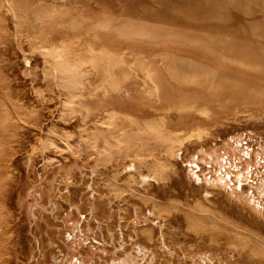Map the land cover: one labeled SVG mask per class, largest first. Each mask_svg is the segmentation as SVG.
<instances>
[{
	"label": "rangeland",
	"instance_id": "obj_1",
	"mask_svg": "<svg viewBox=\"0 0 264 264\" xmlns=\"http://www.w3.org/2000/svg\"><path fill=\"white\" fill-rule=\"evenodd\" d=\"M11 1L0 0V264H264V0ZM92 55L98 73L86 66L66 95L60 63ZM124 67L126 99L109 76ZM194 100L206 114L172 106Z\"/></svg>",
	"mask_w": 264,
	"mask_h": 264
},
{
	"label": "bare ground",
	"instance_id": "obj_2",
	"mask_svg": "<svg viewBox=\"0 0 264 264\" xmlns=\"http://www.w3.org/2000/svg\"><path fill=\"white\" fill-rule=\"evenodd\" d=\"M11 1V0H10ZM12 2V1H11ZM9 5V4H8ZM10 7H11V9H12V6L10 5ZM16 13H14V15H15ZM15 17H16V15H15ZM10 20H11V18H10ZM10 22V21H9ZM56 50H55V57H56V59H61V57H62V55L64 56L65 54L64 53H62L61 52V49H59V46H56V48H55ZM48 50H50V49H48V47L46 48V49H44V51H47L48 52ZM3 51V50H2ZM89 58H92L91 60H82L81 62H79V63H77V60H75V59H72V60H69V61H66V62H64L63 63V67H62V62L60 63V67H58V69H57V71L60 73V75H62V76H59V74H54L55 75V77H57V75H58V77L59 78H61L62 79V82L64 81V79H66V80H70L71 81V83H70V85H68L69 86V90L67 91L66 90V92H65V89H64V92H65V94L66 95H68V94H70L71 96H73V95H75V93H77L78 91H76V86H77V83H81L80 82V77L82 76V74H83V72L84 71H88V70H85L84 68L86 67V66H90L91 68H92V70L95 72V74L96 73H98V67H99V63H98V61H97V58H96V55H92V56H90ZM120 62H122V58H121V56H115V59H113V62H105V63H103L104 65H103V71H104V73H105V75H106V71H108L109 69H110V67H115L116 65H118ZM75 63H77L76 65H75ZM87 63V64H86ZM71 66H74V68H75V70L73 71V72H68V73H66L65 71L67 70V69H69ZM199 67L198 66H196L195 67V71L197 72V74L199 73V74H201L202 72H205V71H207L208 70V67H204V68H200V69H198ZM87 69V68H86ZM77 70V73L78 74H74V72ZM93 71H91V72H93ZM57 72V73H58ZM148 71H146L145 73H147ZM120 73H122L121 75H116V76H113L112 74H109V76H111V77H116L115 79H111V85H110V88L111 87H114L115 88V91L117 92V93H120L121 92V90L123 91L122 92V94H124L123 96H124V99H126V96H131V94H130V90L131 89H127L128 88V86L131 84V82L130 81H126L127 79H129V78H127V77H131V76H133V74H134V70L132 69V68H127V67H124V68H122V69H120ZM87 74H88V72H87ZM104 75V76H105ZM146 75V77L148 78V80L152 83L150 86H149V88L148 89H150L149 90V92H150V94L152 95V94H154L155 96H156V98L153 100L154 101V103H152V108H153V113H155L156 111H158V110H160V108H158L157 106H158V104H159V99H157V96L159 95V93H160V90H159V85L155 82V80L152 78V76H151V74H149V73H147V74H145ZM105 77H107V76H105ZM94 78V77H93ZM96 78H98L97 76H96ZM95 78V80H97ZM127 78V79H126ZM124 79H126V80H124ZM201 78H197L196 80H195V83H196V85L197 84H200V86H201V84L202 83H205L204 85H206L207 83V81L206 80H204V81H202V80H200ZM60 80V79H59ZM107 80H108V78H107ZM130 80V79H129ZM209 80V79H208ZM91 81H93V79L91 80ZM90 81V82H91ZM109 82H110V80H108ZM147 81V80H146ZM206 81V82H205ZM94 82V81H93ZM209 82H211V84L214 82V80H209ZM208 82V83H209ZM194 83V84H195ZM90 84H92V83H90ZM93 85V84H92ZM91 85V86H92ZM209 87V86H208ZM208 87H206V88H204V86H203V88L207 91L209 88ZM124 89V90H123ZM203 89V90H204ZM204 90V91H205ZM211 90V89H210ZM107 92H109V90L107 91ZM212 92V91H211ZM82 93V92H81ZM208 93V92H207ZM216 93V92H215ZM215 93H213V94H211L210 96H215ZM121 94V93H120ZM216 94H219L218 92L216 93ZM208 100V99H207ZM206 100V101H207ZM188 101V100H187ZM191 101V100H190ZM189 101V102H190ZM198 105V103H197V101L196 100H194V101H192L191 103H189V105H188V107L187 106H185V104L183 105H178V104H173L172 106L175 108V109H177V110H184V109H193L194 107H196ZM200 105V104H199ZM202 105V104H201ZM203 106V105H202ZM201 106V107H202ZM206 106V105H205ZM169 107L171 108V104L169 105ZM169 107H165V109H168ZM207 108H208V106H206ZM206 107H205V109H206ZM204 108V107H203ZM162 109V108H161ZM197 109H199V111H200V108H198V106H197ZM205 109H202L201 111L202 112H204L205 111ZM195 110H196V108H195ZM192 111V110H191ZM200 111V112H201ZM208 111H209V109H208ZM180 113H182V112H180ZM205 113V112H204ZM206 114V113H205ZM96 127H98V125L96 126ZM157 127V126H156ZM99 128V127H98ZM108 128V127H107ZM100 129H102V128H100ZM158 129V128H157ZM114 130V129H113ZM112 130V127H111V131H113ZM109 131V133H110V130H108ZM107 131V132H108ZM112 133V132H111ZM105 142H108L106 139H105ZM239 148V147H238ZM238 150V149H237ZM250 151V150H249ZM264 151V150H263ZM250 153V152H249ZM202 154V153H201ZM210 154V153H209ZM250 155V154H249ZM248 155V157H250ZM206 157V156H205ZM198 157H195V159H197ZM211 158V157H210ZM203 159V158H202ZM205 159V158H204ZM212 159V158H211ZM211 159H210V161H211ZM196 161V160H195ZM197 161H199V160H197ZM139 162V161H138ZM194 162V161H193ZM140 163V162H139ZM150 163H152V162H150ZM150 163H147L148 165L150 164ZM212 163V162H211ZM134 164V163H133ZM155 163H153V165H154ZM135 165V164H134ZM140 165H141V163H140ZM139 165V166H140ZM214 165V164H213ZM228 165V164H227ZM230 165V164H229ZM133 166V165H132ZM142 166H144V165H142ZM150 166V165H149ZM195 166H196V163H195ZM237 166V165H236ZM148 167V166H147ZM154 167V166H153ZM153 167H151V168H153ZM190 167H192V166H190ZM198 167V166H197ZM210 167H211V164H210ZM214 167H216V166H214ZM193 168V167H192ZM191 168V169H192ZM220 168V167H219ZM150 170V169H149ZM231 170V169H230ZM142 171V170H141ZM140 171V172H141ZM150 172H151V170H150ZM142 173V172H141ZM217 173V172H216ZM226 173V172H225ZM238 173V172H237ZM240 173V172H239ZM238 173V174H239ZM146 174H147V172H146ZM213 174H214V172H213ZM222 174V173H221ZM232 173H230V175H231ZM236 174V173H235ZM250 174V173H249ZM150 175V174H149ZM154 175V174H153ZM229 175V174H228ZM240 175L241 174H239L238 176H235L236 177V179H238V180H241V177H240ZM246 175V174H245ZM144 176H146V175H144L143 174V179H144V182H145V180L147 179L146 177L144 178ZM210 176V175H209ZM226 176V175H225ZM243 176V175H242ZM247 176V175H246ZM245 176V177H246ZM155 177V176H154ZM208 177V176H207ZM244 177V178H245ZM152 178H153V176H152ZM220 178H222V177H220ZM248 178V177H247ZM149 179V178H148ZM147 179V180H148ZM156 179V178H155ZM155 179H154V181H155ZM229 179V178H228ZM146 180V181H147ZM211 180V179H210ZM248 180H249V178H248ZM149 182V181H148ZM223 182V181H222ZM226 182H228V181H226ZM261 182V181H260ZM239 183H241V182H239ZM238 183V184H239ZM244 183V182H243ZM248 185H249V183H247ZM260 184V183H259ZM258 184V185H259ZM219 185V184H218ZM221 185V184H220ZM251 185V184H250ZM249 185V186H250ZM235 186V185H234ZM239 186V185H238ZM223 187V186H222ZM239 188V187H238ZM250 188V187H249ZM261 188H262V186H261ZM232 189V188H231ZM240 189V188H239ZM264 189V188H263ZM262 189V190H263ZM226 190H227V188H226ZM233 190H235V189H233ZM256 191H258V189L256 190ZM227 192V191H226ZM235 192V191H234ZM261 193V192H260ZM233 194V193H232ZM228 195V194H227ZM234 195V194H233ZM243 195V194H242ZM261 195V194H260ZM264 195V194H263ZM230 196V194L228 195V197ZM253 197V196H252ZM262 198V197H261ZM230 200H232V199H230ZM250 201V203H253V205H254V207H255V209H257V210H261V209H259V207H260V200L258 199V201H254L253 199H250L249 200ZM186 202H187V200H186ZM189 203L187 202V205H188ZM154 205H156L155 203H154ZM195 205H197V203L196 204H194V207H195ZM263 206V205H262ZM257 207V208H256ZM197 208H198V206H197ZM200 208V207H199ZM201 208H204V207H201ZM209 208V207H208ZM206 209V208H205ZM210 209V208H209ZM208 209V210H209ZM222 211V210H221ZM204 212H206V211H204ZM215 213H217L216 211H214ZM199 213V212H198ZM206 213H208V212H206ZM219 213V212H218ZM222 213V212H221ZM224 213V212H223ZM222 213V214H223ZM222 214H221V216H222ZM192 215V214H191ZM212 215V214H211ZM226 215V214H225ZM194 216V215H193ZM213 216V215H212ZM219 216H220V214H219ZM221 216H220V218H221ZM206 217H207V215H206ZM208 219L209 218H212V217H207ZM189 219H190V221H191V217H189ZM236 219V218H235ZM192 220H194V218H192ZM200 220H203V219H200ZM232 220H233V218H232ZM215 221V220H214ZM213 221V222H214ZM216 221H218V220H216ZM195 222V221H194ZM238 223V222H237ZM237 223H235V224H237ZM206 224V223H205ZM212 224V223H211ZM239 224V223H238ZM208 225H210V223L208 224ZM214 225V224H213ZM212 225V226H213ZM218 225V224H217ZM200 226V225H199ZM214 226H216V225H214ZM205 228V227H204ZM204 228H202V229H204ZM209 228H210V226H209ZM209 228H207V229H209ZM243 228V227H242ZM195 229V228H194ZM245 229H246V227H245ZM250 229V228H249ZM248 229V230H249ZM197 230V232H198V229H195V231ZM251 230V229H250ZM253 230H251V232H252ZM196 232V233H197ZM234 232V231H233ZM255 232V231H254ZM214 233V232H213ZM218 235V234H217ZM222 235V234H221ZM220 235V236H221ZM196 236H197V234H196ZM199 236V235H198ZM228 236V235H227ZM238 236V235H237ZM223 237V236H222ZM221 237V238H222ZM238 237H240V236H238ZM210 238H212V237H210ZM248 239V238H247ZM257 240V239H256ZM249 241V240H248ZM248 241H247V243H248ZM263 241V240H262ZM240 243V242H239ZM242 244V243H241ZM248 245V244H247ZM242 246L244 247V245L242 244ZM246 246V245H245ZM245 248V247H244ZM260 250V249H259ZM258 250V251H259ZM257 252V251H256ZM204 253V252H203ZM260 253V252H259ZM259 253H257V254H259ZM263 253V252H262ZM199 256V255H198ZM202 256H204V255H202ZM210 256V255H209ZM213 257V256H212ZM212 257L210 258V259H212ZM260 257H262V256H260ZM208 258V257H207ZM206 258V259H207ZM123 259V258H122ZM127 259V258H126ZM209 259V260H210ZM208 260V259H207ZM204 261H205V259H204ZM213 261V260H212ZM203 262V261H202ZM205 263V262H204ZM214 263H216V262H214ZM212 264V263H211Z\"/></svg>",
	"mask_w": 264,
	"mask_h": 264
}]
</instances>
